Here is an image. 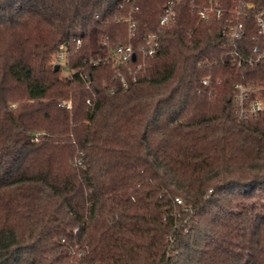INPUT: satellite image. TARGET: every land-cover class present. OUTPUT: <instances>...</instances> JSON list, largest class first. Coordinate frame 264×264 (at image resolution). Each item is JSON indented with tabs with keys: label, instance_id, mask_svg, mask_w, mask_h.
I'll return each instance as SVG.
<instances>
[{
	"label": "trees",
	"instance_id": "1",
	"mask_svg": "<svg viewBox=\"0 0 264 264\" xmlns=\"http://www.w3.org/2000/svg\"><path fill=\"white\" fill-rule=\"evenodd\" d=\"M171 1L0 0V264H264V112L234 103L264 63L232 57L263 38L250 17L240 40L224 34L240 0L210 21L183 0L160 28ZM150 33L160 48L137 81L102 91L114 71L89 64L105 38L139 48ZM79 38L71 67L86 61L92 91L52 62Z\"/></svg>",
	"mask_w": 264,
	"mask_h": 264
},
{
	"label": "built area",
	"instance_id": "2",
	"mask_svg": "<svg viewBox=\"0 0 264 264\" xmlns=\"http://www.w3.org/2000/svg\"><path fill=\"white\" fill-rule=\"evenodd\" d=\"M183 0L171 1L165 9L163 16L160 20V28H170L177 17L178 5ZM191 12L196 14L199 21H210L213 19L222 20L224 16V10L221 9L218 0H209L207 5L197 6L194 4V0H191L190 6ZM138 11V8H135ZM256 11V5L252 3L245 4L242 0L230 11L233 20L228 21L225 25L224 34L232 41L236 42L240 40L245 32V24L242 19L251 18L260 35L264 41V10ZM129 24V38L135 37L134 27L135 24L131 23V20H126ZM83 39H74L72 42H66L59 46L57 52L54 55L53 66H58L62 71L67 72L68 78L78 76L84 83L86 89L92 91L93 82L88 76V66H99L100 64H107L114 71V78L109 82L103 81L101 84V90L109 94H115L117 88L127 89L129 87V79L134 83L138 79V73L141 72L148 60L154 58L160 48V37L157 33L147 34L144 40V44L139 48H136L134 44H120L113 45L110 39L107 37L103 41V46L107 49L106 55L96 60H92L89 65L86 61L82 67H71V61L75 57L77 49L82 46ZM136 59L133 60V57ZM235 64L241 68L254 67L256 65L264 63V49L255 47L250 55L243 56L238 51L232 53ZM210 84V79L203 80V85ZM236 95L234 97V103L236 105V111L241 119H248L264 112V99L260 96L264 94V83L262 84H238L235 86ZM251 95H256L254 99H250ZM96 94L93 93V97L88 98L86 103L90 108L94 107ZM60 107L67 110H71V100L61 101ZM15 108V105L12 106ZM40 133H36L34 141H38ZM77 165H82V161H76ZM178 204H182L181 200L177 199Z\"/></svg>",
	"mask_w": 264,
	"mask_h": 264
},
{
	"label": "rangeland",
	"instance_id": "3",
	"mask_svg": "<svg viewBox=\"0 0 264 264\" xmlns=\"http://www.w3.org/2000/svg\"><path fill=\"white\" fill-rule=\"evenodd\" d=\"M53 60H54V57H53V59H52V62H53ZM60 70H61V76H62V77H67L68 73L62 71V69H60Z\"/></svg>",
	"mask_w": 264,
	"mask_h": 264
},
{
	"label": "water",
	"instance_id": "4",
	"mask_svg": "<svg viewBox=\"0 0 264 264\" xmlns=\"http://www.w3.org/2000/svg\"><path fill=\"white\" fill-rule=\"evenodd\" d=\"M136 59V56L133 57V60ZM55 70L58 71L59 70V67L58 66H55Z\"/></svg>",
	"mask_w": 264,
	"mask_h": 264
}]
</instances>
